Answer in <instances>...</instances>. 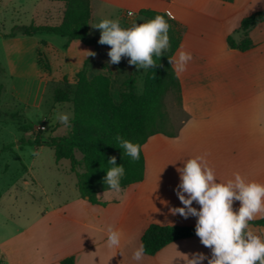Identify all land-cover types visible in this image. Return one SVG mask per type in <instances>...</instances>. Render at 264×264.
I'll list each match as a JSON object with an SVG mask.
<instances>
[{"label": "crops", "instance_id": "obj_1", "mask_svg": "<svg viewBox=\"0 0 264 264\" xmlns=\"http://www.w3.org/2000/svg\"><path fill=\"white\" fill-rule=\"evenodd\" d=\"M56 2L59 3L45 12L48 16L56 13L59 24L64 2ZM141 9L171 13L182 28L181 41L172 58L179 49L192 54L186 71L179 76L186 118L171 131L174 135L156 133L142 145L141 181L119 193L99 192L103 204L91 203L77 191L44 207L22 228L0 240V264H62L69 257L73 264H137L132 254L141 246V236L150 224L195 226L196 217L184 218L170 211L183 207L176 195V169L182 166L181 160L189 157L204 156L220 181L239 172L247 179L264 183V20L247 32L241 28L245 17L264 9V0H91L89 30L98 14L101 20H119L125 28L142 23L145 17L139 14ZM229 36L235 42L247 37L251 45L244 50L231 47ZM64 38V61L69 63L79 57L81 66L73 70L71 77L63 75L60 80L75 78L84 66L89 78L111 76L112 89L123 86L130 77L137 80L143 71L145 75L146 70L128 64L127 57L118 64L109 63V45L82 42L85 46H79L76 41L80 40ZM45 46L49 43L41 40L36 47L38 70L33 77L12 75L10 93L26 104L39 105L53 79ZM88 46L89 53L88 48L86 54L77 51ZM39 53L50 66L47 72L40 69ZM238 206L239 202L234 201L233 208ZM193 207L199 205L193 202ZM260 218L264 217L256 219ZM108 225L124 234L116 253L96 230ZM193 253L211 258V250L193 235L173 240L154 254L145 253L140 264H172L173 258Z\"/></svg>", "mask_w": 264, "mask_h": 264}, {"label": "trees", "instance_id": "obj_2", "mask_svg": "<svg viewBox=\"0 0 264 264\" xmlns=\"http://www.w3.org/2000/svg\"><path fill=\"white\" fill-rule=\"evenodd\" d=\"M51 1L64 2L63 17L59 24L14 25L4 35L13 37L18 31H22L23 34L30 36L37 32L48 31L67 37L69 40L78 39L86 45H107L98 43L99 37H92L88 33L91 0ZM139 14L145 17L143 22L156 15H163L170 25L168 32L170 48L157 59L155 67L146 70L142 92H136V77H130L123 83L124 90L120 93V102L115 103L111 96L110 76L99 74L89 78L84 66L75 75L73 93L63 86L53 88L54 102H72L73 115L69 120V134L52 135L38 130L18 141L20 148L24 145L51 147L57 161L69 160L70 168L75 172L76 187L80 196L91 203H104L98 197V193L108 190L103 178L106 175L105 170L110 167L107 163L109 157H115L116 163L121 164L125 169V175L121 180V189H124L132 183L141 181L144 177L142 145L146 140L156 133L174 135L173 132L165 129L167 116L163 98L166 93L172 92L181 101L180 79L175 75L169 59L180 44L182 28L165 12L141 9ZM263 20L264 9L245 17L241 22V28L247 32L251 26ZM227 41L231 47L241 50L251 45L247 37L240 42H235L229 36ZM38 64L43 72L49 71L50 66L41 53L38 55ZM30 127L28 126L26 130ZM117 137L139 144L140 158L133 161L125 155L124 150L118 147ZM76 151L81 154V158L76 157ZM79 167L82 171L77 170ZM263 226L264 218L249 222V227L254 232H260ZM193 235H196L195 226L150 224L141 236V245L146 254H154L173 240ZM61 263L73 264V258H66Z\"/></svg>", "mask_w": 264, "mask_h": 264}, {"label": "rangeland", "instance_id": "obj_3", "mask_svg": "<svg viewBox=\"0 0 264 264\" xmlns=\"http://www.w3.org/2000/svg\"><path fill=\"white\" fill-rule=\"evenodd\" d=\"M58 3L51 0H0V240L22 228L44 207L56 204L78 191L75 172L71 170L69 160L57 161L51 147L24 145L20 148L18 141L38 130L52 135L69 134L70 128L57 120V114L68 113L70 120L73 115L72 102H54L53 88L63 86L73 93L75 78L60 79L63 75L71 77L73 70L81 66V59L77 57L69 63L65 62L61 53L65 38L52 32L41 31L29 36L18 31L13 37L4 35L14 25H56V13L48 16L45 11ZM100 21L98 14L95 23ZM89 34L99 37L100 30L92 26ZM41 40L49 43L43 50L50 62L53 79L41 95L39 105L26 104L10 93L12 75L20 73L33 77L36 74L35 50ZM76 42L79 46H85L81 41ZM85 48L89 53L90 46L79 47L77 51L86 54ZM143 72L135 84L138 93L143 90ZM123 90L124 86L111 88L115 103L120 102ZM163 104L167 116L165 129L173 131L187 113L172 92L166 93ZM42 124L45 129L40 128ZM28 126L31 127L26 130ZM75 154L81 158L78 151ZM77 170L82 171V168Z\"/></svg>", "mask_w": 264, "mask_h": 264}, {"label": "clouds", "instance_id": "obj_4", "mask_svg": "<svg viewBox=\"0 0 264 264\" xmlns=\"http://www.w3.org/2000/svg\"><path fill=\"white\" fill-rule=\"evenodd\" d=\"M166 15L172 18L171 13ZM92 26L100 30L98 43L110 46L107 55L111 64H118L122 57H127L128 64L147 70L155 67L157 59L170 48V25L163 15L127 28L114 19H102ZM191 60L192 54L184 49L177 50L169 59L177 78L186 71ZM57 120L70 127L68 113L59 112ZM117 140L118 147L131 160L140 158L139 144L123 137H117ZM181 161L182 166L176 169L179 174L176 195L183 207H174L170 211L184 218L196 217L195 234L211 250V258L203 253H193L173 258L172 264L177 260L179 264H203L206 259L207 264H264V231L254 232L249 227L250 221L264 217V183L247 179L239 172L220 181L202 155ZM107 163L110 167L105 170L104 183L109 191L119 193L125 169L116 163L115 157H109ZM234 201L239 202L236 209L233 208ZM193 202L199 208L193 207ZM96 230L106 238L108 248L114 249L115 253L119 251L124 236L122 231L111 225ZM144 255L141 245L133 252L132 259L140 264Z\"/></svg>", "mask_w": 264, "mask_h": 264}, {"label": "built area", "instance_id": "obj_5", "mask_svg": "<svg viewBox=\"0 0 264 264\" xmlns=\"http://www.w3.org/2000/svg\"><path fill=\"white\" fill-rule=\"evenodd\" d=\"M40 128H41V129H45L46 127H45V125L42 124V125L40 126Z\"/></svg>", "mask_w": 264, "mask_h": 264}]
</instances>
